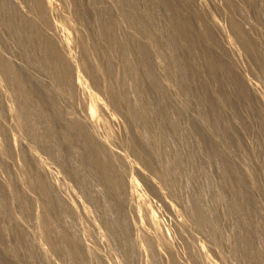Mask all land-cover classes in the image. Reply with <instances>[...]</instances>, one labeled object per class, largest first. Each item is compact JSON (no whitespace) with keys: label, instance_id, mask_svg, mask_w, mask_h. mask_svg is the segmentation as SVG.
<instances>
[{"label":"rangeland","instance_id":"374dc122","mask_svg":"<svg viewBox=\"0 0 264 264\" xmlns=\"http://www.w3.org/2000/svg\"><path fill=\"white\" fill-rule=\"evenodd\" d=\"M0 264H264V0H0Z\"/></svg>","mask_w":264,"mask_h":264}]
</instances>
